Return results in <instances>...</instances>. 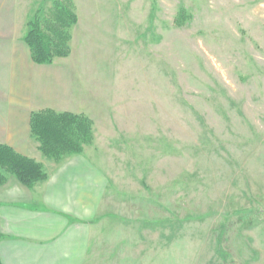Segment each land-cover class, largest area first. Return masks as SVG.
<instances>
[{
  "label": "rangeland",
  "instance_id": "1",
  "mask_svg": "<svg viewBox=\"0 0 264 264\" xmlns=\"http://www.w3.org/2000/svg\"><path fill=\"white\" fill-rule=\"evenodd\" d=\"M55 1L0 3L29 23ZM71 4L110 179L89 264H264V0Z\"/></svg>",
  "mask_w": 264,
  "mask_h": 264
},
{
  "label": "crops",
  "instance_id": "2",
  "mask_svg": "<svg viewBox=\"0 0 264 264\" xmlns=\"http://www.w3.org/2000/svg\"><path fill=\"white\" fill-rule=\"evenodd\" d=\"M264 5V4H263ZM263 7V6H262ZM0 3V144L41 162L47 178L28 187L6 173L0 185V257L3 264H89L110 179L98 152L55 161L32 133L34 112H89V96L66 58L37 64L25 41L27 19Z\"/></svg>",
  "mask_w": 264,
  "mask_h": 264
},
{
  "label": "trees",
  "instance_id": "3",
  "mask_svg": "<svg viewBox=\"0 0 264 264\" xmlns=\"http://www.w3.org/2000/svg\"><path fill=\"white\" fill-rule=\"evenodd\" d=\"M77 21L78 16L71 0L55 1L44 18L36 15L29 21L25 41L34 62L52 63L55 58L69 56L70 29ZM185 21L186 12L181 10L176 24L182 26ZM31 128L40 143L41 151L55 161L81 153L84 145L93 139V122L84 114L57 112L52 109L34 112ZM6 173L13 174L28 187L47 178L41 162L18 153L10 146L0 144V185L6 181ZM0 264H3L1 257Z\"/></svg>",
  "mask_w": 264,
  "mask_h": 264
}]
</instances>
